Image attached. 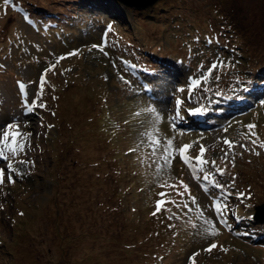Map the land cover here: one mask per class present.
<instances>
[{"label":"rangeland","instance_id":"obj_1","mask_svg":"<svg viewBox=\"0 0 264 264\" xmlns=\"http://www.w3.org/2000/svg\"><path fill=\"white\" fill-rule=\"evenodd\" d=\"M262 76L264 0H0V129L17 121L31 133L23 152L0 158V264H193L194 254V264H264V148L251 144L264 142ZM153 127L192 157L203 145L204 171L176 155L158 176L144 135ZM181 180L192 211L169 203L153 216L158 193L181 199L158 185Z\"/></svg>","mask_w":264,"mask_h":264},{"label":"snow or ice","instance_id":"obj_2","mask_svg":"<svg viewBox=\"0 0 264 264\" xmlns=\"http://www.w3.org/2000/svg\"><path fill=\"white\" fill-rule=\"evenodd\" d=\"M5 3H9V0H5ZM28 18H26L27 20ZM109 30L111 29V25L108 26ZM98 48V50L103 51V47L101 46H93ZM78 53L76 51L69 53L68 55H77ZM106 54V53H105ZM65 57L61 56L57 58V63H59L60 60H63ZM222 65L219 64H213L211 66V68H209L208 72L201 77L200 79H193L190 81V85L188 88L189 91V99H192V92L196 89L199 88L201 86L202 83H206L208 78L211 76L212 72L217 69L218 67H220ZM55 65H50L49 69L45 70V73L41 75V81H40V91L38 93V96H42L43 94V87L44 84L46 83L45 80V76L47 71H50L52 69H54ZM18 86L20 88L21 94L22 96H24V98H27V92H26V88L27 86L24 85L22 82H17ZM216 96L218 97V99L216 100V103L219 104L220 101L223 99V97L221 96L220 93H216ZM211 102V101H210ZM177 103V107L179 109V106L182 104V101L177 99L176 101ZM34 105H36V101H33V103L31 105L25 103L24 107H25V113H30L34 110ZM39 107H46V105L44 104H40L38 105ZM222 111V109H217ZM149 113L152 114L153 116V125L158 124L160 121V116L158 113L155 112V109H148L147 110ZM189 115L190 116H198V115H202L204 114L205 110L198 107L194 110H188ZM54 114V113H53ZM176 118H180L179 117V112H177ZM172 123H175V118L172 120ZM51 127V126H49ZM248 129V135L245 137L246 139L256 136V133L254 131L256 125L254 124H249L246 126ZM157 129L155 127H153L151 130L147 131L144 135L147 139V143L148 146L151 149V154L154 157L153 162L156 163V174L159 176L162 174V172L170 167L171 164V160L174 159L176 157V155H179L180 159L186 164L188 165L190 168H193L195 170V166H199L200 171H204V165H207L209 163V161L207 159H205V153L207 151V149L201 145L200 149H199V154L196 157H192L189 152L190 149L192 147V145L190 144H186V145H182L179 149H176L173 146V140L172 139H166L164 141L163 144H161L158 135H157ZM226 131V129H225ZM31 133H28L27 135L21 133L19 131V125L17 121H13L12 123L6 125L3 129H0V158L3 159H8V156L6 154H11L12 157L16 156L17 153L23 152L25 149V145L27 142V136H30ZM224 144L228 147L229 151L232 150V148L234 147V145L228 141L227 139L224 140ZM251 144L256 146L258 145L260 148H264V142H260L259 141V137L256 136L255 139H251ZM31 145L28 144V147H30ZM242 147H245L246 150L247 146L246 145H241ZM163 149L162 153L160 152V149ZM130 151H134L133 149H130ZM251 151H255V149H251ZM159 153V155H158ZM256 155H259L258 152H255ZM228 153H225V157H227ZM195 162V163H193ZM211 164L215 167L216 162L215 161H211ZM34 165V162H33ZM9 169H11L13 172H15V169L12 168V165L9 164L8 165ZM216 172H218L219 174H223L224 169H220L217 168ZM18 175H22V173H17ZM212 175V173H205V179H208L210 176ZM3 177H4V172L3 170H0V184H3ZM9 181L14 183V180H12L11 175H9ZM212 183H214V181H210ZM159 187L168 189V188H172L176 190V195L181 197L180 201H176V200H169L166 199V197L168 196V192L167 191H162L160 193H158L160 199H158L155 202V211L152 213L153 216H156L158 213H160L162 210L163 211H169V209L166 207L167 204L171 203L176 207H180L181 205H183L184 208H188V211H192L191 208L188 207L189 202H191L192 204H195V198L192 197L190 195V191L189 188L186 184H184V182L181 180L178 182V184H169L167 181H164V183L159 184ZM216 187L222 188V185L219 184H215ZM182 189V191H181ZM185 193H189V198L188 200H184L183 197L185 195ZM240 196H243L244 194L241 193L239 194ZM250 198V197H249ZM212 207L215 208L216 213H217V218L219 220H221V222H224V218L222 215V211L224 208H226V205H222L219 201H214ZM169 219H172L171 216L168 217ZM177 219H179V217H176ZM204 224H207L208 227H206L204 229V232L210 235H216L217 232L214 228V226L212 225L211 222H209L208 220H204L203 221ZM217 245L214 243L212 245L209 246V248L205 249V251L211 252L213 248H216ZM195 255L198 254H194L193 257H191L190 259L193 261H195Z\"/></svg>","mask_w":264,"mask_h":264},{"label":"water","instance_id":"obj_3","mask_svg":"<svg viewBox=\"0 0 264 264\" xmlns=\"http://www.w3.org/2000/svg\"><path fill=\"white\" fill-rule=\"evenodd\" d=\"M115 1L119 2L120 4L124 6L135 7V5L141 6V5H145V4L147 5V4L153 3L156 0H115ZM259 208L264 209V206L255 207L256 210H258Z\"/></svg>","mask_w":264,"mask_h":264},{"label":"bare ground","instance_id":"obj_4","mask_svg":"<svg viewBox=\"0 0 264 264\" xmlns=\"http://www.w3.org/2000/svg\"><path fill=\"white\" fill-rule=\"evenodd\" d=\"M165 12V11H164ZM233 111V110H232ZM205 127V126H204Z\"/></svg>","mask_w":264,"mask_h":264}]
</instances>
